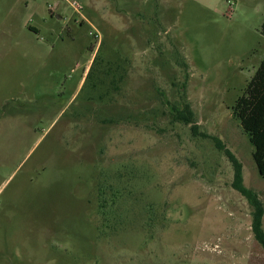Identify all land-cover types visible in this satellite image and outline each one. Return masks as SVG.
<instances>
[{
    "label": "rangeland",
    "instance_id": "374dc122",
    "mask_svg": "<svg viewBox=\"0 0 264 264\" xmlns=\"http://www.w3.org/2000/svg\"><path fill=\"white\" fill-rule=\"evenodd\" d=\"M72 1L0 0V264H264V0Z\"/></svg>",
    "mask_w": 264,
    "mask_h": 264
},
{
    "label": "trees",
    "instance_id": "16d2710c",
    "mask_svg": "<svg viewBox=\"0 0 264 264\" xmlns=\"http://www.w3.org/2000/svg\"><path fill=\"white\" fill-rule=\"evenodd\" d=\"M264 28V22L261 26ZM185 121L191 120L192 115L189 106L180 114ZM232 115L238 121L243 133L252 145V158L255 166L261 172L264 171V59L250 78L243 93L232 106ZM234 172L233 186L243 194L254 208L252 219V231L255 239L264 246V232L261 228L263 215L262 204L257 196L243 185L242 167L239 160L227 149L225 150ZM264 173V172H263ZM100 191V190H99ZM100 194V192H98ZM100 203V202H99ZM101 205V204H100Z\"/></svg>",
    "mask_w": 264,
    "mask_h": 264
},
{
    "label": "crops",
    "instance_id": "0c3cea01",
    "mask_svg": "<svg viewBox=\"0 0 264 264\" xmlns=\"http://www.w3.org/2000/svg\"><path fill=\"white\" fill-rule=\"evenodd\" d=\"M261 36H263L264 37V28H262L261 27ZM264 59V44L262 45V50H261V55H260V58H259V64H258V66L260 65V63H261V61ZM258 66L257 67H254L253 68V70H254V73H255V71H256V69L258 68ZM253 73V74H254ZM253 74H252V76H253ZM251 76V77H252ZM85 77H86V74H84V75H82V77H81V79H80V84L82 83V81L85 79ZM250 80V79H249ZM248 83V82H247ZM238 122V121H237ZM239 124V123H238ZM240 126V125H239ZM248 140V139H247ZM252 150H253V148H252ZM252 153V152H251Z\"/></svg>",
    "mask_w": 264,
    "mask_h": 264
},
{
    "label": "built area",
    "instance_id": "2783aa9c",
    "mask_svg": "<svg viewBox=\"0 0 264 264\" xmlns=\"http://www.w3.org/2000/svg\"><path fill=\"white\" fill-rule=\"evenodd\" d=\"M70 4L72 5V7H73V8H75V9H76V11H78V12H80V11H81V9H82L81 5H80V4H78V3H77L75 0H74V1H72Z\"/></svg>",
    "mask_w": 264,
    "mask_h": 264
}]
</instances>
